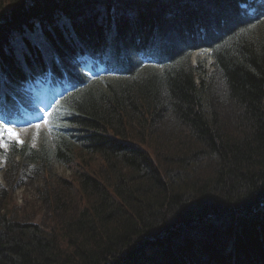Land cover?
<instances>
[{"label": "trees", "instance_id": "obj_1", "mask_svg": "<svg viewBox=\"0 0 264 264\" xmlns=\"http://www.w3.org/2000/svg\"><path fill=\"white\" fill-rule=\"evenodd\" d=\"M238 1L0 0L1 114L34 109L28 79L72 86L7 154L0 264H264V10Z\"/></svg>", "mask_w": 264, "mask_h": 264}, {"label": "rangeland", "instance_id": "obj_2", "mask_svg": "<svg viewBox=\"0 0 264 264\" xmlns=\"http://www.w3.org/2000/svg\"><path fill=\"white\" fill-rule=\"evenodd\" d=\"M198 57L201 58L202 55L198 53L193 54V57H191V62L195 63ZM206 63L207 66L211 67L212 59H208ZM39 102L41 104H45L48 101L46 99L39 98ZM46 113L47 110L39 112L37 115H34L33 113L27 114L26 121L14 123V125H9L7 122H5L4 118L0 116V127L6 126L8 128L13 129L15 133L18 135L19 140L22 141V143H18L16 137H10L7 134L0 133V136L3 137V139L0 140V183H2L3 185H7L9 187L8 179L14 178V176L12 175L10 176L9 174H6V171L8 169L7 154L11 150L10 147L12 143L15 142L17 145L30 143V145L34 148L40 147L41 136L45 126L43 123L44 122L43 119H44V114ZM36 125H40V127L37 128ZM57 171L58 174L63 175L64 177H68L71 173V171L65 169L62 166H57ZM23 181H24L23 185L16 192L15 201L17 202L18 205L24 208V206H26L27 203L26 200L25 201L23 200V197L26 195L28 198H34V201L37 200L38 197H35L36 189L38 186L41 188L44 182L43 179L37 176H34L33 178L25 179ZM37 203L38 205L40 204L39 201Z\"/></svg>", "mask_w": 264, "mask_h": 264}, {"label": "snow or ice", "instance_id": "obj_3", "mask_svg": "<svg viewBox=\"0 0 264 264\" xmlns=\"http://www.w3.org/2000/svg\"><path fill=\"white\" fill-rule=\"evenodd\" d=\"M51 115H52V114H49V117H50ZM44 123H45V124H48V123H49V120H48V119H45V120H44ZM36 127L39 128L40 125H36ZM0 133L7 134V135L10 136V137H16L17 142H18V143H22V141L19 140L18 135H17V134L15 133V131H14L13 129H11V128H8V127H6V126L0 127ZM2 139H3V137L0 136V140H2Z\"/></svg>", "mask_w": 264, "mask_h": 264}, {"label": "bare ground", "instance_id": "obj_4", "mask_svg": "<svg viewBox=\"0 0 264 264\" xmlns=\"http://www.w3.org/2000/svg\"><path fill=\"white\" fill-rule=\"evenodd\" d=\"M246 2H247V0H244V1H242V0H239V1H238V5H239V6H241V5H242V7H241V11H243V9H244V6H245ZM245 7H247V6H245ZM18 73H20V72H18Z\"/></svg>", "mask_w": 264, "mask_h": 264}]
</instances>
